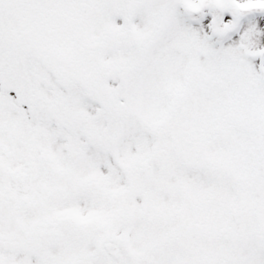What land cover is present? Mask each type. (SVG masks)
Wrapping results in <instances>:
<instances>
[{"label":"snow or ice","instance_id":"obj_1","mask_svg":"<svg viewBox=\"0 0 264 264\" xmlns=\"http://www.w3.org/2000/svg\"><path fill=\"white\" fill-rule=\"evenodd\" d=\"M0 264H264V0H0Z\"/></svg>","mask_w":264,"mask_h":264}]
</instances>
